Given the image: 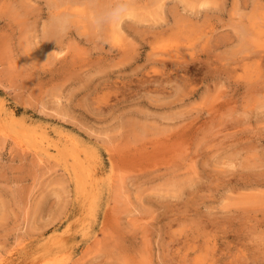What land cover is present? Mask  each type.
<instances>
[{
  "label": "rangeland",
  "instance_id": "obj_1",
  "mask_svg": "<svg viewBox=\"0 0 264 264\" xmlns=\"http://www.w3.org/2000/svg\"><path fill=\"white\" fill-rule=\"evenodd\" d=\"M0 104V264H264V0H0Z\"/></svg>",
  "mask_w": 264,
  "mask_h": 264
},
{
  "label": "bare ground",
  "instance_id": "obj_2",
  "mask_svg": "<svg viewBox=\"0 0 264 264\" xmlns=\"http://www.w3.org/2000/svg\"><path fill=\"white\" fill-rule=\"evenodd\" d=\"M90 1V0H89ZM94 1V0H93ZM104 2V1H103ZM56 3V2H55ZM95 3H97V1L95 2ZM95 3H93V4H95ZM102 3V2H101ZM105 3V2H104ZM103 3V5L102 6H104L105 4ZM48 4H50V2L48 3ZM101 5V4H100ZM91 7V6H90ZM105 7H106V5H105ZM51 8V7H50ZM94 8L96 9V7L94 6ZM97 8H98V6H97ZM100 8V7H99ZM53 9H54V7H53ZM55 10H56V8H55ZM68 10V9H67ZM106 10H108V9H105V11ZM98 11H99V9H98ZM101 11V10H100ZM104 11V10H103ZM104 11V12H105ZM67 12V11H66ZM65 12V13H66ZM96 12V11H95ZM106 12H109V11H106ZM78 13V12H77ZM68 14H71V13H67V14H65L66 16H68ZM81 14V13H80ZM94 14V13H93ZM96 14H97V12H96ZM121 14V13H120ZM51 15V14H50ZM58 15V14H57ZM63 16H61L60 17V14H59V17L60 18H62L63 17V19L65 18L64 17V14H62ZM73 15V14H72ZM78 15V14H77ZM109 15H111V14H109ZM52 16V15H51ZM70 17H71V15H69ZM75 16V15H74ZM79 16V15H78ZM101 16V15H100ZM139 16V15H138ZM137 16V17H138ZM52 17H54V16H52ZM55 17H57V16H55ZM58 17V19L60 20V18ZM73 17V16H72ZM71 17V18H72ZM77 17V16H76ZM95 17V16H94ZM97 17V16H96ZM107 17H108V15H107ZM128 17V16H127ZM145 17H148V16H146L145 15ZM144 17V18H145ZM100 17L98 16V19H99ZM133 18V17H132ZM140 18L142 19L143 18V16L141 17L140 16ZM139 18V19H140ZM143 18V21L144 20H146V18L144 19ZM57 19V18H56ZM57 19V20H58ZM93 19V18H92ZM96 20H97V18H95ZM109 19V18H108ZM56 20V21H57ZM67 20H70V18L68 17L67 18ZM118 20V23H119V21H120V19L118 18L117 19ZM135 20V19H134ZM133 20V21H134ZM55 21V19L53 20V22ZM61 21V20H60ZM63 21V22H62ZM61 22H62V24L60 23V25H63V26H65L63 23H65L64 22V20H62ZM78 21V20H77ZM77 21H75V22H77ZM92 21V20H91ZM137 21V20H136ZM142 21V20H141ZM58 23H59V21H57ZM74 22V23H75ZM99 22H100V20H99ZM114 22V21H113ZM122 22H123V20H122ZM130 22V21H129ZM135 22V21H134ZM117 23V21H116V25L118 24ZM50 24V23H49ZM54 24V23H53ZM56 25H57V23H55ZM69 24V23H68ZM52 25V24H51ZM115 25V27H117ZM114 26V25H113ZM133 26V25H132ZM51 27V26H50ZM60 27H62V26H60ZM67 27H69L70 28V26H67ZM54 28H56V27H54ZM65 29H66V27H64ZM63 27L61 28V29H64ZM68 28V29H69ZM94 28H96L95 26H94ZM127 28H128V26H127ZM46 28H44L43 30H45ZM47 29H50V28H47ZM52 29V28H51ZM56 29H58V31L60 30L59 28H56ZM64 29V30H65ZM68 29H66V30H68ZM134 29H136V28H134ZM133 29V30H134ZM138 29V28H137ZM63 30V31H64ZM65 30V31H66ZM49 31V30H48ZM53 31V30H52ZM55 31V30H54ZM122 31V30H121ZM44 32V31H43ZM47 32V31H46ZM56 32V31H55ZM55 32H53V36H56L54 33ZM59 32H61V31H59ZM67 32V31H66ZM70 32V31H69ZM57 34H58V32H56ZM48 34V33H47ZM50 34V33H49ZM63 34V33H62ZM64 35H66L65 33H64ZM63 35V36H64ZM46 36V35H45ZM51 37H52V32H51V35H50ZM59 36H61L60 35V33H59ZM48 37V36H47ZM56 37H58V36H56ZM56 37H54L56 40H58V38H56ZM66 37V36H65ZM63 38V37H62ZM52 40V39H51ZM54 41V40H53ZM57 43V42H56ZM58 43H59V41H58ZM61 44V43H60ZM57 47V46H56ZM1 106H0V135L2 136V137H10L11 138V140L12 141H15L14 143H17L18 145H21V144H23V141L25 140V139H27V138H25V137H28V136H30L31 135V133H30V131L29 130H24V128L21 126V124L15 119V116L12 114V113H8L7 112V110H5L4 109V104H0ZM1 117L3 118V120L1 119ZM5 117V118H4ZM10 124V125H9ZM32 132V131H31ZM34 137V136H33ZM40 135H39V137H37L38 139H39V141H40ZM179 137V136H178ZM35 138H36V135H35ZM174 139V138H173ZM45 140V139H44ZM48 140V139H47ZM177 141V140H176ZM177 142H179V141H177ZM178 144V143H177ZM28 145V144H27ZM30 147V146H29ZM165 148V147H164ZM46 155H48L49 156V154H48V152H46ZM82 164V163H81ZM76 174H75V177H76V180H78V181H80L81 179H80V172L79 171H76L75 172ZM256 197V196H255ZM255 197H253V198H255ZM249 199V201H251V202H255V200L256 199ZM245 201V200H244ZM191 245H193V244H191ZM190 245V246H191ZM188 248H190V247H188ZM194 248V247H193ZM192 248V249H193ZM190 250V249H189ZM188 250V251H189ZM196 250V249H195Z\"/></svg>",
  "mask_w": 264,
  "mask_h": 264
}]
</instances>
